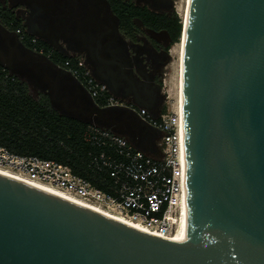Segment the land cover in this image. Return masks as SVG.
I'll use <instances>...</instances> for the list:
<instances>
[{
	"label": "water",
	"instance_id": "obj_1",
	"mask_svg": "<svg viewBox=\"0 0 264 264\" xmlns=\"http://www.w3.org/2000/svg\"><path fill=\"white\" fill-rule=\"evenodd\" d=\"M66 2L62 0L61 12L40 16L44 27L33 30L25 22L22 26L60 56L83 59L94 79L119 98L117 90L125 87L127 75L111 72L109 63L101 61L92 25L84 27L80 22L81 29L69 32L73 25ZM103 2L110 13L107 1ZM189 4L180 35L184 42L181 141L188 239L180 245L161 241L0 175V264H264V0H190ZM18 8L27 9L24 3ZM137 25L142 28V23ZM3 31L7 33L6 28ZM145 32L156 42L158 37L168 38L165 31ZM79 38L81 45L72 50L68 41ZM21 47L26 53L19 60L21 65L39 74L42 92L57 113L53 103L60 91L72 95L70 102L80 94L93 124L118 135H123L118 129L129 126L134 133L127 136L133 146L138 130L144 131L141 136L160 134L131 108L126 109L132 121L101 123L112 108L96 105L63 67ZM9 63L2 59L0 66L20 79ZM137 102L133 104L138 110L147 109Z\"/></svg>",
	"mask_w": 264,
	"mask_h": 264
},
{
	"label": "built area",
	"instance_id": "obj_2",
	"mask_svg": "<svg viewBox=\"0 0 264 264\" xmlns=\"http://www.w3.org/2000/svg\"><path fill=\"white\" fill-rule=\"evenodd\" d=\"M24 33L28 34L25 28L24 31H16L20 40ZM29 36L30 43L36 46L39 39ZM33 51L49 58L43 49ZM81 66L82 69L65 70L82 80V86L92 98L102 92L109 93L104 85L94 79L83 59ZM65 67H69V62L65 63ZM113 101L110 95L107 105ZM139 117L160 133L156 157L137 150L128 139L111 130L93 123L86 126L85 141L104 151L94 160L98 159L108 170L110 178H114L115 187L111 194L75 176L62 163L18 156L1 146L0 169L13 174L20 181L62 192L76 202L113 216L153 237L168 238L178 231L182 218V114L178 109L172 113L165 111L154 119L143 110L139 112Z\"/></svg>",
	"mask_w": 264,
	"mask_h": 264
},
{
	"label": "flooded vegetation",
	"instance_id": "obj_3",
	"mask_svg": "<svg viewBox=\"0 0 264 264\" xmlns=\"http://www.w3.org/2000/svg\"><path fill=\"white\" fill-rule=\"evenodd\" d=\"M110 7V13L103 0H67L65 8L68 13V21L73 25L74 30L81 29L78 25L84 22V27L92 25L93 41L96 48L100 50L99 58L108 69L117 75L123 72L127 75V83L124 88L118 89L119 98L111 97L115 100L105 107L112 108L110 116L102 120L101 123L107 125L115 119L133 120V115L126 108L146 111L151 116H159L162 113L164 96H162V68L167 63L168 52L175 45L169 33L163 28L162 19L174 20L175 0H105ZM20 3H24L26 8L19 9ZM17 7L16 9H13ZM62 0H0V18L3 14H9L16 20H21L35 30L38 26L44 27L43 22H39L41 15H54L62 11ZM119 8V10H118ZM133 11L137 17L130 19L131 31H123L118 16V12ZM39 19V20H38ZM22 23V24H23ZM142 23V28L137 25ZM6 28L7 33L3 31ZM145 30H152L156 33L167 32L168 38L158 37V42L150 39ZM4 32V33H3ZM69 46L78 49L81 45L78 40H70ZM31 49L29 45L20 41L12 27H5L0 20V61L9 63L10 67L22 76L29 79L39 80V74H34L29 66L21 65L19 60L25 57L26 53L21 47ZM97 58L98 61L100 59ZM33 73V74H32ZM43 83L35 87L38 92L43 88ZM37 92V93H38ZM127 93L130 97L122 99ZM137 104L147 109H137ZM134 103V104H133ZM116 107V108H115ZM123 135H131L129 126L118 129ZM143 130H138L141 135ZM140 133V134H139ZM150 134L145 132L144 136ZM136 136V135H134ZM143 136V137H144Z\"/></svg>",
	"mask_w": 264,
	"mask_h": 264
},
{
	"label": "trees",
	"instance_id": "obj_4",
	"mask_svg": "<svg viewBox=\"0 0 264 264\" xmlns=\"http://www.w3.org/2000/svg\"><path fill=\"white\" fill-rule=\"evenodd\" d=\"M119 10V8H118ZM120 11V10H119ZM123 31H131L130 19L137 17L133 11L118 12ZM5 27H12L16 32L23 30L22 21L12 15L3 14L0 18ZM163 28L169 33L173 44L180 42L182 21L161 20ZM31 37L24 33L20 40L29 45L31 50L43 49L49 59L64 69H82L78 56L62 57L46 43L37 41L36 46L30 43ZM69 62V67L65 63ZM78 81L84 86L81 79ZM110 94L100 93L93 100L99 107H105ZM166 110L163 109L162 112ZM87 124L60 115L54 111L46 96L40 100L30 94L28 85L0 68V146L18 156H32L40 160L62 163L71 169L75 176L88 180L101 191L111 194L115 187L114 178L98 159L104 152L97 145L87 143L84 134Z\"/></svg>",
	"mask_w": 264,
	"mask_h": 264
},
{
	"label": "crops",
	"instance_id": "obj_5",
	"mask_svg": "<svg viewBox=\"0 0 264 264\" xmlns=\"http://www.w3.org/2000/svg\"><path fill=\"white\" fill-rule=\"evenodd\" d=\"M84 63H85V61H84ZM20 80L25 82L28 85L29 89L32 87L37 92H38V90L35 87H37V85H40L43 83L41 78H40V80H34V79H29L28 77L22 76V77H20ZM44 96H46L48 101H49L48 96L46 94H44L42 92V90L40 89V92L37 93L36 99L40 100V98L44 97ZM69 97H72V95L69 93L67 95L63 91H60L59 95H57L56 102L53 103L55 106V109L62 115L70 114L72 117L82 118V120H83L82 123L83 122H85V123L94 122L93 119H91V117L89 116V111H90L89 106L86 102H84V97L80 94L75 95L73 101H71V102L69 101L70 100ZM49 103H50V101H49ZM68 103L69 104L71 103V107ZM69 109L72 110L73 112L68 111ZM76 120H78V119H76ZM120 136H123L124 138L128 139V141L133 145V143L131 141L132 139L130 137H128V136L126 137V136L121 135V134H120ZM159 136H160V134H158V133H154L151 136H147V137H145V136L143 137L141 135L133 136V142L136 144V146H134V147L136 149L142 151L143 153H146L148 155L156 157L159 153L158 148H157V140H158Z\"/></svg>",
	"mask_w": 264,
	"mask_h": 264
},
{
	"label": "bare ground",
	"instance_id": "obj_6",
	"mask_svg": "<svg viewBox=\"0 0 264 264\" xmlns=\"http://www.w3.org/2000/svg\"><path fill=\"white\" fill-rule=\"evenodd\" d=\"M189 1L190 0H184L185 6H184L183 19H182L184 21V23H183L184 26H186V23H187V14H188V9H189V5H190ZM180 41L181 42L179 44H177L178 56L181 59V63L179 61V64H178V82H177V84H178L177 85V90L178 91H177V105L176 106L178 107L179 113L181 114L182 108H183L182 107V93H183V90H182V75H183V73H182V63H183V56L182 55H183V47H184L183 43L184 42H183V40H180ZM181 123L182 122H181V118H180V124ZM181 130H182V124H181ZM181 154H182V147H181ZM0 175L4 176L6 178L9 177V178H11V179H13L15 181H19V182H21L23 184L31 185V186H33V187H35V188H37V189H39L41 191H46V192H48V193H50L52 195H55L56 197H62L65 200H68L69 202H72V203H74L76 205H81L82 207H85V208H87V209H89V210H91L93 212H98V213H100L102 215L108 216L109 218H113V219H116V220L122 222L121 220H119V219H117V218H115L113 216L111 217V216H109L107 214H104V213H102V212H100V211H98L96 209L94 210V209H92V208H90L88 206H85V205H83L82 203H80L78 201L76 202V201L72 200L70 197H68L65 194H63L62 192H58L56 190L50 189V188L45 187V186L40 187V186L31 184L29 182H26V181L25 182L24 181H20L13 174H11L9 172L7 173V172H5V171H3L1 169H0ZM183 193L184 194H183L182 207H181L182 218H181V222H180V225H179V229L174 235H172V236H170L168 238H164V239L159 238L161 241H165L167 243L174 244V245H180V243H182L183 241H186L188 239V231H187V227H186L187 210H186V193H185L184 181H183ZM122 223H124V222H122Z\"/></svg>",
	"mask_w": 264,
	"mask_h": 264
},
{
	"label": "rangeland",
	"instance_id": "obj_7",
	"mask_svg": "<svg viewBox=\"0 0 264 264\" xmlns=\"http://www.w3.org/2000/svg\"><path fill=\"white\" fill-rule=\"evenodd\" d=\"M175 10L174 14L177 18L184 23L183 13H184V0H175ZM184 25V24H183ZM181 42V41H180ZM179 42V43H180ZM174 45L168 52L169 59L165 66L162 68V84L161 91L162 96H164V102L162 109L167 112H176L178 109L177 105V82H178V64L181 63V59L178 56L177 44ZM175 48V49H174ZM30 94L36 99L37 91L34 88H30Z\"/></svg>",
	"mask_w": 264,
	"mask_h": 264
}]
</instances>
